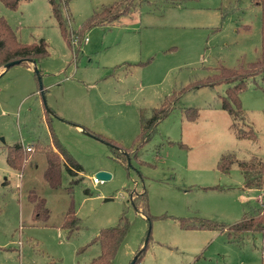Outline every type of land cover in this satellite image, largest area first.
<instances>
[{"label":"rangeland","instance_id":"obj_1","mask_svg":"<svg viewBox=\"0 0 264 264\" xmlns=\"http://www.w3.org/2000/svg\"><path fill=\"white\" fill-rule=\"evenodd\" d=\"M115 1L69 0L70 31ZM137 6L113 24L87 28L80 40L74 35L70 47L49 0H21L15 10L0 0V16L18 37L44 39L49 50L38 63L41 81L26 63L0 73V264H88L101 252L90 242L122 218L129 230L115 264H131L146 244L138 264H263L260 233L229 238L223 228L264 201V81H248L236 120L255 138L236 135L233 116L221 106L227 85L219 84L183 92L152 138L124 155L141 133V111L150 117L174 91L222 66L260 58L262 8L255 0H138ZM188 109L198 110L196 119ZM87 130L118 143L124 158ZM52 132L82 165L76 175L63 168L57 188L44 176L46 154L33 146L38 140L54 146ZM16 144L28 153L22 170L7 163ZM227 154L235 161L224 173L218 163ZM99 171L112 177L96 184ZM32 192L46 199L47 220L34 219ZM143 192L147 206L137 198ZM72 204L80 228L70 233L63 222ZM195 218L219 226H182Z\"/></svg>","mask_w":264,"mask_h":264},{"label":"trees","instance_id":"obj_2","mask_svg":"<svg viewBox=\"0 0 264 264\" xmlns=\"http://www.w3.org/2000/svg\"><path fill=\"white\" fill-rule=\"evenodd\" d=\"M260 4L262 8V24H261V56L257 61L248 63L247 66H240L238 68L220 67L216 72L199 79L197 82H191L188 85L181 88L180 91H174L170 95L166 96L164 102L158 107L152 110L150 117H146L141 111V133L138 135L135 141V148L126 149L124 155H130L134 150L140 148L147 143L155 133L158 124L165 119L173 111L175 102L180 98L183 92L199 87H213L219 84H226L227 88L222 100V108L231 114L234 118L232 124L235 129L236 135L239 138H255L256 134L253 129L244 130L240 129L236 125V120L242 117L243 107L241 102V93L248 87V81L252 79L256 82L257 78L264 81V0H255ZM1 2L10 9H17L21 0H1ZM52 7V12L58 23L62 36L65 38L69 46L73 43L74 35L77 36V40H80L87 28L94 26H101L105 24H113L117 22L121 17L132 14L137 9L138 0H117L114 3L103 5L100 9L95 10L84 24L83 28L77 30L76 34L70 31L68 27V17L64 13V8L68 6L69 0H49ZM84 38V36H83ZM76 49V48H73ZM49 55L48 43L44 39L34 42H23L17 35L16 30L9 23V21L0 16V73L5 70V65L11 61L17 59H24L22 63L28 64V67H39V61ZM35 62V64L32 63ZM40 73L42 72L39 68ZM36 74V73H35ZM37 77V74H36ZM38 78V77H37ZM45 90L42 89V93ZM50 112V110H48ZM192 113V115H190ZM188 115L190 119H196L198 115L197 109H188ZM48 120V118H47ZM86 132L91 133L99 140L106 142L115 149V154L118 159L124 158L123 154L119 151L122 147L113 142V140L104 137L101 134H96L90 130ZM53 145L36 141L33 144L35 151L44 152L47 157V167L44 172L45 179L54 188L62 185L63 181V168L72 174L76 175L82 170V165L77 163L69 151L63 147L56 135L52 132ZM26 152V151H25ZM21 144L10 146L7 154V163L14 169L22 170L24 166V159L28 153H25ZM29 152V151H27ZM233 154L223 155L218 163V167L224 173H228L235 161ZM228 158L230 159L227 162ZM242 168L245 171H255V165L249 162H242ZM264 169V165L261 167ZM262 170V169H261ZM260 174V173H259ZM261 175V174H260ZM260 178H262L260 176ZM262 180V179H259ZM253 182V181H252ZM251 180H247L245 186L251 188ZM146 193H138L137 198L143 205H146ZM31 202L34 205L33 217L35 220H47L50 216V210L46 205V199L39 196V194L32 192L29 195ZM254 213L250 215H244L242 220L229 225L228 227H222L226 230L229 238L242 236L248 232L260 233L262 236V248L264 250V201H260L259 205L254 208ZM183 219V218H182ZM148 220L151 217L148 216ZM195 220V221H194ZM182 221V220H181ZM182 226L186 229H216L218 222L207 218H195L191 220L190 224L182 221ZM63 227L68 229L70 233L77 231L80 228V219L75 214L74 205L72 204L69 211L65 216ZM129 230L128 221L122 218L121 222L117 226L102 228L98 235L90 242L89 245L98 244L101 248V252L98 256L91 259L88 264H115L117 254L123 245ZM87 245L86 247H88ZM147 246V244H146ZM145 246V248H146ZM85 248V247H84ZM143 248L136 257L134 264H138L141 260ZM264 264V259H263Z\"/></svg>","mask_w":264,"mask_h":264},{"label":"water","instance_id":"obj_3","mask_svg":"<svg viewBox=\"0 0 264 264\" xmlns=\"http://www.w3.org/2000/svg\"><path fill=\"white\" fill-rule=\"evenodd\" d=\"M24 61V59H17V60H14V61H11L9 63H7L5 65V69H8L9 67L13 66V65H16V64H20ZM33 64H35L34 61H32ZM35 73L37 74V77L38 79L41 81V73H40V70L38 67H35ZM43 88V86L41 85V89ZM88 133V132H87ZM92 135V134H91ZM96 177L99 179V180H108L112 177V175L107 172V171H99L97 174H96ZM110 198H106V200H109ZM136 260V257L133 259V261L131 262V264H134Z\"/></svg>","mask_w":264,"mask_h":264},{"label":"built area","instance_id":"obj_4","mask_svg":"<svg viewBox=\"0 0 264 264\" xmlns=\"http://www.w3.org/2000/svg\"><path fill=\"white\" fill-rule=\"evenodd\" d=\"M87 39H88V38H86V40H87ZM28 149H30L29 146H28ZM93 181H94V183L98 184V183H100L101 180H99L97 177H94Z\"/></svg>","mask_w":264,"mask_h":264},{"label":"crops","instance_id":"obj_5","mask_svg":"<svg viewBox=\"0 0 264 264\" xmlns=\"http://www.w3.org/2000/svg\"><path fill=\"white\" fill-rule=\"evenodd\" d=\"M31 68H33V67H31ZM86 132V131H85Z\"/></svg>","mask_w":264,"mask_h":264}]
</instances>
